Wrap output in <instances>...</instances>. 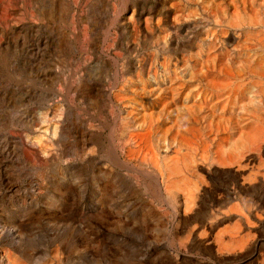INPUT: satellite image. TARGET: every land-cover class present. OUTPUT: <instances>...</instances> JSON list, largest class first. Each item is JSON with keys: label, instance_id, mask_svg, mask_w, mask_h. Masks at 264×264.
Masks as SVG:
<instances>
[{"label": "rangeland", "instance_id": "rangeland-1", "mask_svg": "<svg viewBox=\"0 0 264 264\" xmlns=\"http://www.w3.org/2000/svg\"><path fill=\"white\" fill-rule=\"evenodd\" d=\"M243 3L262 8L260 0H0V264H264V138L240 173L203 167L199 203L187 210L141 161L145 151L128 155L123 130L128 91L140 79L154 86L155 70L160 81L176 72L156 59L180 51L228 64L233 87L213 99H229L232 118L264 121L251 74L264 68L259 33L224 23ZM212 29L216 37L201 42ZM233 228L235 238L224 231Z\"/></svg>", "mask_w": 264, "mask_h": 264}, {"label": "bare ground", "instance_id": "bare-ground-1", "mask_svg": "<svg viewBox=\"0 0 264 264\" xmlns=\"http://www.w3.org/2000/svg\"><path fill=\"white\" fill-rule=\"evenodd\" d=\"M260 1H261L260 6L262 5V8L259 10L253 9L254 6L247 7L245 3L242 4L243 7L240 5L242 7L241 9L240 6L234 5L232 16L229 19L224 20V23L228 28H231L232 30H238V31L245 30L248 32L255 31L259 33V39H257L256 42V47H257L256 51L257 52L259 51L260 53L264 54V0H260ZM69 4L71 3L69 2ZM251 9L255 10L254 13H250ZM162 10L164 9L162 8ZM184 13H186V11ZM261 15L263 17H261ZM50 20L52 19L50 18ZM69 22L71 26H74L75 23L73 18ZM219 23L221 22L217 21V23H215V27L219 25ZM213 29L209 32L207 36L204 37L203 40L200 41L202 42V41H206V39L210 40L215 38L216 32ZM165 54H169V52H165L164 50L163 55ZM194 57L195 56H192V59H190V56L186 51L184 52L180 51V54H175V55L170 54L168 57H164V58L163 56L161 57L160 55V57L156 59V65H158L159 70L163 72H167L169 71V67L173 66L176 69V72L171 73L163 81H160L159 80L160 76H158V72L155 70V72L153 73V79L155 84L154 86H152L151 84L148 87L146 86L145 81L143 79H140L138 80V83L134 87V89L128 91V93L130 94L129 97L130 106L128 105L129 103H126L127 104L126 105L124 102H121L123 104L125 111V117H123V130L128 131L129 133L128 143L131 145L128 150V155L133 156L145 151L143 157L141 158V161L146 162L147 160H149L151 162L153 167L156 168L157 170L156 171L157 177L160 178V180H162L165 183L167 193H169L170 195L178 194L182 196L187 210L193 209L199 203L200 195H201L200 172L202 171L203 167L205 166L212 167L222 171H228L232 169L234 172L240 173L245 169H247V165L249 164L248 162L251 161L250 156H248L250 146H252L254 143H257L259 141H263L262 139L264 138V121L260 122V121L248 119L244 115L240 118H232L231 116H229L230 114L227 113L225 106L227 105V101H229V99H213V96L215 94H220V92H225V90L229 88L231 89L233 87V85L231 84V80L234 79L235 77L233 69L229 67L228 64H223V63H219L217 66L216 63H214V58L212 59L206 58V60L203 61V60H195ZM231 62L233 65L234 64L236 65V63L239 64L241 62V59L240 57H237V60H232ZM145 65H147V63ZM191 66L199 67V70L196 71L195 73L190 72L186 76L185 70H187V68ZM259 66L261 65L259 64ZM251 74H254V76L257 78V81L259 83L258 85L260 86L261 92L264 95V84H260L261 80L264 79V68L263 69L257 68ZM189 84L190 86L189 88H187ZM194 87L202 88L200 97L198 98L193 95ZM219 102L220 104L223 103L224 106L223 105L218 106ZM216 110H221L222 117L219 119L216 118L215 115ZM90 138L92 139V137ZM146 176L148 177V175ZM247 177L244 180H248ZM158 178L154 177V179L153 178L152 179L154 181L159 182ZM262 178H264V175ZM251 183L254 182L252 180H249L248 185H251ZM234 210H235V206L230 207L229 209L230 212H233ZM224 231L225 233H229V235H231L233 238H235L237 234L240 233L239 228H233L232 231L229 230H224ZM221 236L218 238L219 239L218 243H221V239H220ZM241 242L242 241H236L237 245L239 246L241 245L240 244ZM228 248L231 247L230 246L228 247L226 245L220 246L221 250L227 251L229 250Z\"/></svg>", "mask_w": 264, "mask_h": 264}]
</instances>
